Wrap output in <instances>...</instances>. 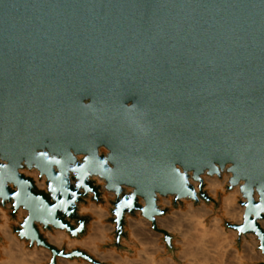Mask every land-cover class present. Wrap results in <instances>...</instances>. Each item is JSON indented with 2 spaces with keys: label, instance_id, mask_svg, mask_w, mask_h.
<instances>
[{
  "label": "water",
  "instance_id": "1",
  "mask_svg": "<svg viewBox=\"0 0 264 264\" xmlns=\"http://www.w3.org/2000/svg\"><path fill=\"white\" fill-rule=\"evenodd\" d=\"M224 173L244 207L225 225L264 255V0H0V207L48 264H109L44 234L85 236L105 192L114 247L141 214L173 255L160 197L218 212L203 175Z\"/></svg>",
  "mask_w": 264,
  "mask_h": 264
},
{
  "label": "bare ground",
  "instance_id": "2",
  "mask_svg": "<svg viewBox=\"0 0 264 264\" xmlns=\"http://www.w3.org/2000/svg\"><path fill=\"white\" fill-rule=\"evenodd\" d=\"M24 172L38 180L37 170H24ZM223 176V179H219L218 176H208L207 174L203 175L206 182V188L214 196H217L219 191H225V185L228 183L230 174L224 173ZM96 181L99 184L104 183L100 178H96ZM37 184L39 187L44 186V183L39 180L37 181ZM194 184L197 187V183L194 182ZM238 195H241L239 188L234 187L233 189L224 192L223 201L225 214H227L231 219L240 223L243 220L244 207L237 203ZM159 203L163 206H169L171 205V200L162 197V200H160ZM188 206H190V209L188 211L179 210L177 213L180 216L179 219L183 220L189 218V220L195 225V228L197 229L198 233L195 232L194 234L196 236L198 235V237L191 236V238L195 239L197 243V245L193 248L194 252L196 254H201V258H213L214 260L223 259L225 257L224 255L227 253L228 254L226 255V258L227 256L229 257L230 255H232L231 251L227 252V250L223 249L225 247V244L223 245V243L221 242L223 237H225V239L228 240L226 246H231V244L234 243L233 239L229 238V234L224 231L221 223L222 218L214 216L211 219L210 223L206 224L205 217L212 212V209L205 202L197 208H195L191 204V202ZM80 210L82 213L91 211L96 215V220L93 222V233L90 234L86 239L79 240L71 238L66 231L57 230L55 233L47 231L45 235L50 243L59 247L67 245L69 248H74L78 245L86 246L99 260L111 262L112 264H160L158 258V261L154 259L153 248H155L156 246L162 248V246L159 245L160 242L158 243V239L155 238L156 236H154L156 232L153 234V230L151 231L150 229H148V223H150L148 220L144 218L136 219L130 216L127 217L128 222L130 223V233L132 237L135 238L140 243V245L144 243L150 244L151 246L148 248L141 246V248L138 249L136 257H130L129 255L123 254L118 256L115 249L101 248L102 244H104L108 240H111L109 233L114 229L113 225L107 224L103 221V219L109 215L108 209L101 204H92L90 206L83 205L81 206ZM186 216L189 217L185 218ZM0 217V232L4 236L6 243V245L3 247L2 252L4 253V257L0 258V264H39L44 259H47L50 256L43 248L38 249L35 248V246L33 249L27 248L25 246V243L19 240L16 234L13 233L7 211L1 207ZM172 217L173 215L171 214L162 218L158 217L159 226L166 230H173L176 225L174 222H172ZM262 226L264 227V222H262ZM158 234L159 233H157L156 235ZM184 234L185 232H182L183 236ZM85 240L89 241V245H86ZM256 242H254L252 245L246 242V250L252 252L254 249V245L257 244ZM232 251L236 252V249H234L233 247ZM168 259H170V257H168L167 260ZM63 262H65L64 264H77L75 260H64ZM212 264L216 263L213 262Z\"/></svg>",
  "mask_w": 264,
  "mask_h": 264
},
{
  "label": "rangeland",
  "instance_id": "3",
  "mask_svg": "<svg viewBox=\"0 0 264 264\" xmlns=\"http://www.w3.org/2000/svg\"><path fill=\"white\" fill-rule=\"evenodd\" d=\"M25 171H27V170L25 169ZM23 173L26 174V175H28V176H31V175L25 173L24 170H23ZM223 175H222V177H219V179H223L224 178ZM205 184H206V182H205ZM227 186H228V183L225 185V191L224 192L229 191L227 189ZM205 189L208 191V193L210 194V196H212L215 199V201L219 203V210H218V212H216L214 210V203L207 204L212 209V212L205 217V222H206V224H209L210 221H211V219L214 216H218V217H221L222 218V222L221 223H222V226L224 228V231L227 234H229V236H230L229 238H232L233 241H234V243L231 244V246H226L227 243H228V240L225 239V237H223V236H222L223 239L221 240V242L223 243V245L225 244V247L223 249L227 250V252H230L231 251L232 255H230L229 257L227 256V258H226V255L228 254L227 253V254L224 255L225 257L223 259L214 260L213 258H211V259L201 258V256H202L201 254H196L194 252L193 248H194V246L197 245V243H196L195 239H192L191 238V236H193V237L196 236L194 233L197 232V229L195 228V225L189 220V218H187L189 216H186L185 217L187 219H183L182 220V219H179L180 216H179V214L177 212L179 210H187L188 211L190 209V206H188L190 202H191V204L195 208H197V207H200L204 203V201H201L200 203L196 204L192 200L186 199V200H183L182 201V204L181 205H178L177 207H174L173 204H172L173 203V197H168V199L171 200V205H169V206H163V205L160 204L162 207L169 208L168 212L165 215L161 216V218L162 217H165V216H167L169 214L173 215L172 222H174L176 226H175V228L173 230H167V231L170 234L174 235L173 246H174L175 253L173 255L169 253L168 247H167V245H166V243L164 241L163 234L161 235V233L156 232L155 230H153L151 224L148 223V229H150L151 231L153 230L152 231L153 234L156 232L154 234V236H156L155 238L158 239V243L160 242L159 245L162 246V248L161 247H157V246L155 248H153L154 259L156 261L159 260L160 261V264H212L213 262H215L216 264H264V255L262 254V252L258 248L259 241L256 238V236L255 235L244 236V237H242L241 241L238 242V239L239 238H238L237 231L234 230V229H232V228H229V227H227L225 225V222L226 221H228L230 223H239V222L231 219L227 214H225L224 201H223V194H224V192L219 191L218 194H217V196H214L213 194H211L209 192V190L206 187H205ZM104 196H105L104 197V203H98V204H102L105 208L108 209L109 215L104 219V221L107 224L113 225L114 226V229H113V231H111L109 233V235L111 237V240H108L104 244H102L101 245V248L102 249L103 248L104 249H115L116 250V254L118 256H120L121 254H123V255H129L130 257H136L137 256L138 249H140L141 246H144V247H147L148 248L151 245L150 244H144V243L140 245V243L135 238L132 237V235L130 233V223L128 222V219H127V224H126V228L125 229H126V232L128 234L129 240L131 242L129 243V242L123 241V243H122L127 248V250H120L117 247H114L113 246V242H114V236H113V234H114V231H115V224L111 221L112 214L110 212V208L112 206L111 200L114 199V196L108 194L107 192L104 193ZM160 200H162V197H160L159 201ZM241 200H242L241 195H238L237 203L239 205H240V201ZM82 214H84V215L89 214L91 216L90 213H82ZM188 214H190V213H188ZM190 215H192V214H190ZM130 217H133V218H136V219H140V218L143 219V217L141 216V214H138L137 216H130ZM93 218L91 219V221L89 223V228H90L91 222L93 221ZM188 225H190V226H188ZM10 226H11V229H12V221L11 220H10ZM158 226H159V223H158ZM46 232L47 231H45L44 234H46ZM52 232L55 233L56 230L55 231H52ZM182 232H185L184 236L182 235ZM157 233H159V234L156 235ZM0 234L2 235L1 232H0ZM85 236L80 237L79 239H82ZM196 237H198V235ZM227 237H228V235H227ZM3 238H4V236H3ZM18 239L21 240L19 237H18ZM256 240H257V242H256ZM21 241H23L25 243V246L27 248H29V249H33L34 246H35V248H38V249L43 248V247H38L37 245H34V246L30 247L29 244H28V242H26L24 240H21ZM246 242L250 243L251 245L254 242L257 243L256 245H254V249H253L252 252H249V251L246 250V244H247ZM5 245L6 244H4V245H2L0 247V258H3L4 257V255H3L4 253H2V252H3V247ZM55 246H57V245H55ZM57 247H59V246H57ZM62 247H65L68 251H70L72 249H75V248L84 249V248H82L80 246H75L74 248H69L67 245H63V246H61L59 248H62ZM233 247H234V249H236V252H233L232 251ZM43 249H45L46 250V253H48L50 256L47 259H44L39 264H48L49 261H50V259H51L52 254H51V252L48 249H46V248H43ZM84 250H86V249H84ZM86 251L89 252L88 250H86ZM127 252H128V254H127ZM90 254H92L96 259H98L93 253H90ZM165 257H167V258L170 257V259L167 260V258H165ZM157 258H158V260H157ZM64 260H70V259L58 258L59 264H64L65 263V262H63ZM74 260L76 261L77 264H78V262H79V264L80 263L81 264H84V262H85V264L86 263L87 264H92V263H90V262H88V261H86L84 259H74ZM100 261L101 262H106V261H102V260H100ZM106 263L112 264L111 262H106Z\"/></svg>",
  "mask_w": 264,
  "mask_h": 264
},
{
  "label": "crops",
  "instance_id": "4",
  "mask_svg": "<svg viewBox=\"0 0 264 264\" xmlns=\"http://www.w3.org/2000/svg\"><path fill=\"white\" fill-rule=\"evenodd\" d=\"M103 197H105L104 194H103ZM92 204H98V203L94 202L91 198H89V199H87V201H86L85 203H82L81 206H83V205H85V206H90V205H92ZM101 205H102V204H101ZM80 209H81V208H80ZM5 210L7 211V214H8V216H9L10 220L12 221V226L18 225L19 222H21V221L23 220V218L26 216V212H25L24 210H20V211L18 212V214L16 215V217L13 218V217L11 216V211H12V210H11V208H10L9 205L7 206V208H6ZM22 212H23V213H22ZM80 212H81V210H80ZM83 213H90V214H91V218H93V217H94V218H93V221L91 222V225H90L89 231H88V233L86 234V236H85L84 238H82V239L75 238V239H79V240L86 239L90 234L93 233V231H94V230H93V222L96 220V215H95L94 213H92L91 211H86V212H83ZM81 214H82V212H81ZM87 215H89V214H87ZM137 215H138V214H137ZM137 215H136V216H137ZM104 219H105V218H104ZM104 219H103V221H104ZM0 221H1V217H0ZM104 222H105V221H104ZM54 231H55V230H54ZM56 231H57V230H56ZM61 231H64V230H61ZM85 243H86V245H89V241H88V240H85ZM4 244H6V243H5V240H4L3 236L0 234V247H1L2 245H4ZM78 246H80V247H82V248L88 250L90 253H92L88 247H86V246H81V245H78Z\"/></svg>",
  "mask_w": 264,
  "mask_h": 264
},
{
  "label": "built area",
  "instance_id": "5",
  "mask_svg": "<svg viewBox=\"0 0 264 264\" xmlns=\"http://www.w3.org/2000/svg\"><path fill=\"white\" fill-rule=\"evenodd\" d=\"M34 180H35L36 184H37V181H38V180L41 181V182H43V183H44V186H43V187H39L38 184H37V186H38L39 188H41V189H44V188H45V186H46V180H45V178H41V177L39 176V173H38V180H36L35 178H34Z\"/></svg>",
  "mask_w": 264,
  "mask_h": 264
}]
</instances>
